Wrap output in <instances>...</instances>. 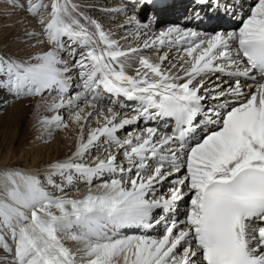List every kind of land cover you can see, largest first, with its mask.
<instances>
[{"label": "snow or ice", "instance_id": "6c2138e0", "mask_svg": "<svg viewBox=\"0 0 264 264\" xmlns=\"http://www.w3.org/2000/svg\"><path fill=\"white\" fill-rule=\"evenodd\" d=\"M4 2L0 111L71 144L0 168V264H264V0Z\"/></svg>", "mask_w": 264, "mask_h": 264}, {"label": "bare ground", "instance_id": "6f19581e", "mask_svg": "<svg viewBox=\"0 0 264 264\" xmlns=\"http://www.w3.org/2000/svg\"><path fill=\"white\" fill-rule=\"evenodd\" d=\"M90 2H95L105 7H117L121 3H124V2H120L119 4L108 5L109 3L108 0H90ZM192 3H193V0H172L173 7L168 12L162 14L163 20L165 21V23H171V22L181 23V20L187 19L186 17L189 14V6ZM92 14L95 16H98L107 27H115L117 24L122 23V21H120L119 18L110 19L109 16L101 14L95 10H93ZM197 30H200V29H197ZM25 104L33 106L34 108L35 102L34 101L24 102V104L17 105L16 111H15L16 121H13L11 123V119L10 120L8 119V121L6 122L7 124L3 126L4 130L2 129L3 131L0 132L1 134L0 135L1 136L0 137V168H3L5 164L7 165L10 164V162L14 160L13 156L11 155H12V152L14 151V142L16 141V147H17L16 156L17 154H19V159H17V163L19 165L16 167L23 166L20 160L25 157L26 161L28 160V163L30 161H33V162L29 164L31 165V168L29 166H24V168L40 169L42 171L49 162L54 160V157H51L50 155L51 152L53 153V149H51V147L54 145V147L57 148V154L59 155L61 153L60 150H61L62 145L60 144L59 141L55 143L57 140L56 138H54L52 142L49 144H45L43 142H36L37 140H34L33 139L34 137L32 138L31 136L34 133L38 132L37 128L32 133H27L28 129L26 127L24 128L22 121L26 117L27 112L31 109V107L26 106ZM34 125L35 123L31 125V121L29 122L30 128H32ZM24 132L26 133L25 135H27V137H24ZM29 144H34L33 146L34 149H31L30 152L24 153L23 147H27ZM66 149H69L70 151V148L68 146L66 147ZM44 151H48L47 155L46 154L43 155ZM32 155H33V159H29V157H31ZM70 194L72 193L70 192Z\"/></svg>", "mask_w": 264, "mask_h": 264}, {"label": "rangeland", "instance_id": "374dc122", "mask_svg": "<svg viewBox=\"0 0 264 264\" xmlns=\"http://www.w3.org/2000/svg\"><path fill=\"white\" fill-rule=\"evenodd\" d=\"M108 2H109L108 5H115V4H119L120 2H124V1H122V0H108ZM30 20H31V17L27 16L24 12L12 9L11 7H9L8 4H6L4 2V0H0V42L7 39L9 41V49L11 52H19V51H21V49H23L25 47V45H23V44H14L13 42L18 37H21L23 35L22 29L25 27L26 24L29 23ZM119 20L122 21V18H119ZM153 58H155V57H153ZM17 105H19V104H17ZM17 105H15L14 107L8 108L6 111H0V132H2L4 130L3 126H5V124H7L6 122L8 121V119L9 120L11 119V123L13 121H16L15 111H16ZM25 105L30 106L28 104H25ZM30 107H31V109L27 112L26 117L22 121L24 128L26 127L28 129L27 133H32L37 128L35 125L32 128L29 127L30 121H31V125L33 123H35V119L33 116L34 108H33V106H30ZM25 134L26 133L24 132V137H27V135H25ZM37 135H38V132L34 133L31 137L32 138L34 137L33 139L37 140L36 139ZM67 135H69V134L68 133H59V135H58V133L56 134L55 138L57 140L55 143H57V141H59L60 144L62 145V147L60 150L61 153L59 154L60 156L57 154V148H55L54 145L51 147V149H53V153L51 152L50 155H51V157H54V160L62 159L67 154L70 153L69 149H66V147L67 146L69 147L71 144V141L66 138ZM36 142H41V141L37 140ZM33 146H34V144H29L27 147H23L24 153L30 152L31 149H34ZM16 148L17 147H16V141H15L14 142V151L12 152V155H11V156H13L14 160L11 161L10 164H8V165L5 164L4 167H6V166L16 167L19 165L17 163V159H19V154H17V156H16V150H17ZM47 153H48V151H44L43 155L44 154L47 155ZM29 159H33V155L31 157H29ZM20 161L23 165L22 168H24V166H29L31 168V165H29V164L32 163L33 161H30L28 163V160L26 161L25 157L23 159H21ZM40 165H42V164H40ZM82 190H83V188H82Z\"/></svg>", "mask_w": 264, "mask_h": 264}]
</instances>
